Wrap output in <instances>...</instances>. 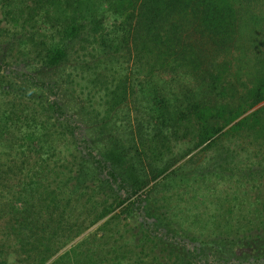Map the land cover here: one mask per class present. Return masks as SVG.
Returning a JSON list of instances; mask_svg holds the SVG:
<instances>
[{
    "label": "trees",
    "instance_id": "16d2710c",
    "mask_svg": "<svg viewBox=\"0 0 264 264\" xmlns=\"http://www.w3.org/2000/svg\"><path fill=\"white\" fill-rule=\"evenodd\" d=\"M0 9L2 18L13 25L34 22L57 33L44 42L49 45L44 54L28 55L27 62L19 57L13 60L40 64L38 74L19 72L0 54V156L21 165L14 173L10 164L12 172H7L17 177L7 204L19 226L24 224L29 202L42 192L54 191L52 202L55 207L60 205L58 222L77 224L64 243L108 215L97 229L111 231L106 229L111 224L118 232L122 225L127 232L125 245L113 242L108 250L112 256L102 257L93 248H85L86 237L59 259L68 264H170L173 252L177 258L184 254L176 250L179 238L168 227L170 221H165L172 179L184 188L189 177L204 182L211 176L229 180L235 176L237 189L232 198L239 200L233 203L237 213L232 216V208H227L228 213L221 215L216 225L215 238L230 240L235 236L233 239L247 241L255 249L260 241L264 244V57L251 62L253 69L242 81L239 72L207 69L203 52L205 48L217 51L227 47L235 39L264 47V0H0ZM72 44L85 51L93 47L107 58L121 50H134L148 68L140 79V90L149 103L150 117L176 140L193 134L198 146L205 143L198 152L219 151L212 169L165 175L161 182L163 216L148 211V195L140 192L145 182L135 173L124 143L111 136L95 150L81 134L74 115L62 108L57 98L58 81L51 72L68 57ZM180 71L192 73L198 80L195 91L170 96L157 86L160 77ZM113 93L116 99L117 92ZM228 134L244 135L254 145L244 147L245 139L221 151L217 145ZM168 141L166 133L153 135V152L159 155ZM89 161L102 178L89 175ZM164 170L159 168L158 174ZM131 196L135 198L125 203ZM131 210L141 216L143 231L121 223L120 215ZM188 237L198 240L195 235ZM60 247L35 264H45ZM187 256L188 264L258 261L248 262L244 257L211 260L207 253L200 255L197 247Z\"/></svg>",
    "mask_w": 264,
    "mask_h": 264
},
{
    "label": "rangeland",
    "instance_id": "374dc122",
    "mask_svg": "<svg viewBox=\"0 0 264 264\" xmlns=\"http://www.w3.org/2000/svg\"><path fill=\"white\" fill-rule=\"evenodd\" d=\"M56 34L50 27H41L39 23L13 25L2 18L0 9V54L19 72L39 73L38 70L42 68L40 64H25L24 61L13 62V60L19 57L20 60L27 62L28 55L44 54L49 46L44 42H50ZM70 46L68 57L51 72L53 75L50 71L47 73L58 81L57 98L62 108L74 115L80 125L81 134L88 138L95 150L107 144L111 136L119 138L124 143L135 173L145 182L140 192H143L144 196L148 195L149 204H146L148 211L163 216L164 210L160 208L163 195L161 182L165 175L176 171L180 175L181 173L186 175L204 168L212 169L216 165L219 151L198 152L205 143L198 146L193 134L190 133L176 140L168 130L150 117L149 103L146 95L140 90V79L148 73V68L143 67L134 50L130 52L121 50L107 58L93 47L85 51L79 44ZM203 52L206 58L204 65L207 69L221 68L231 74L239 72L242 81L247 80V72L253 69L250 68L251 62L263 60L264 57V47L261 45L253 41L236 39L227 47L217 51L205 48ZM182 73L184 72L180 71L168 77H160V84L157 86L163 88L170 96L178 94L181 96L183 91L189 93L195 91L198 80L192 73ZM146 87L148 88L147 85ZM113 92H117L116 99ZM160 132L166 133L169 141L168 146L162 147L160 154L157 155L152 150L154 143L151 139ZM245 139L246 143H243V146L252 148L254 144L249 143L248 137L244 135L234 137L231 134L224 136L217 147L221 151L226 150L233 148L232 143L239 144ZM4 162H8L9 166ZM10 164L12 167L10 169L17 173L21 165L9 162L0 156V264H35L44 254L54 252V248L58 245L61 246L59 250L45 264H52L55 260L58 261L55 264H68L66 260L59 259V256L86 237L88 238L85 248H93L94 252L102 257L104 254L106 257L113 255L108 252L113 242L116 241L115 245H125L124 237L127 236V232L122 225H118V232H115V226H110L111 224L106 226V229L109 228L111 231L97 229L109 215L64 243L70 235H73L77 224L70 220L58 222L60 205L55 207L52 202L51 197L54 194L51 192L54 191L42 192L29 202V207L27 209L24 207L26 209L23 215L24 224L22 227L19 226L10 214L7 204L11 198L9 190L17 182L16 176L10 177L7 174L12 172L9 171ZM87 166L90 176L102 178L90 161ZM159 168L165 170L158 174ZM219 178L211 176L200 182V180L193 181V177H189V185H185L184 188L178 186L174 182L175 179L169 184L168 188L173 194H170L167 200L169 212L165 221H170L168 227L180 234L174 233L175 237L179 238L176 239L179 246L175 249L184 253L177 258L176 252H173L169 260L170 264L175 262L188 264L187 252L194 247L198 248L200 255L207 253L211 260H237L244 257L248 262L257 259L255 264H264L262 241L255 249L249 246L247 241H238L237 237L233 239L235 236L229 238L233 241L215 238L214 230L219 224L221 215L228 213V207L232 208L230 212L232 216L236 214L237 207L233 206V203L239 201L232 198L237 189L235 183L237 177L233 176L231 180L227 177ZM54 188L55 185L50 187L51 190ZM134 198L135 196H131L125 200V203L131 202ZM120 216L122 224L143 231V220L135 211L131 210L130 214L124 212ZM81 220L82 217L79 218V221ZM188 235H195L198 240L191 241ZM201 264L208 263L202 261Z\"/></svg>",
    "mask_w": 264,
    "mask_h": 264
}]
</instances>
